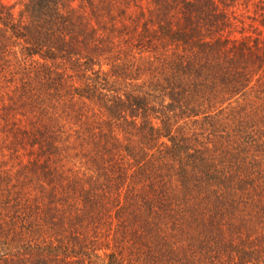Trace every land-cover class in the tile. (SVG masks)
<instances>
[{"label": "trees", "instance_id": "1", "mask_svg": "<svg viewBox=\"0 0 264 264\" xmlns=\"http://www.w3.org/2000/svg\"><path fill=\"white\" fill-rule=\"evenodd\" d=\"M237 1H0L26 155L0 264H264V36L231 35Z\"/></svg>", "mask_w": 264, "mask_h": 264}, {"label": "rangeland", "instance_id": "2", "mask_svg": "<svg viewBox=\"0 0 264 264\" xmlns=\"http://www.w3.org/2000/svg\"><path fill=\"white\" fill-rule=\"evenodd\" d=\"M3 4L9 6L10 11L14 17L20 16L22 14V6L25 0H0ZM253 4H248L247 7H244L243 0H238L234 6V11L236 18L233 21L234 25L231 26L230 31L231 35L239 36L240 34H259L264 36V18L259 20V17L254 19L246 18L245 14L253 15ZM239 18V19H238ZM6 87L0 88V169H4L7 172H12L14 167L18 162H22L26 159L25 148L17 147L16 150L12 148V142H9L10 127L9 122L14 120L16 124H20L17 120V115L11 117L8 115V110L1 107L2 102H4V94ZM4 120V122H3ZM17 120V121H15ZM72 157V161H73ZM60 163L62 167L70 165L71 160L65 156ZM73 163V162H72ZM100 259H97L96 264H104V253L102 251L97 252Z\"/></svg>", "mask_w": 264, "mask_h": 264}]
</instances>
